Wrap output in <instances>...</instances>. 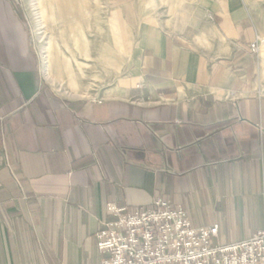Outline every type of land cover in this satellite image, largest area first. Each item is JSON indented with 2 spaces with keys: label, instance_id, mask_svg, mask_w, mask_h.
<instances>
[{
  "label": "crops",
  "instance_id": "0c3cea01",
  "mask_svg": "<svg viewBox=\"0 0 264 264\" xmlns=\"http://www.w3.org/2000/svg\"><path fill=\"white\" fill-rule=\"evenodd\" d=\"M14 2L0 0V264H101L108 203L168 199L223 245L264 228V95L243 0H200L195 43L141 24L126 70L72 100L42 79Z\"/></svg>",
  "mask_w": 264,
  "mask_h": 264
},
{
  "label": "rangeland",
  "instance_id": "374dc122",
  "mask_svg": "<svg viewBox=\"0 0 264 264\" xmlns=\"http://www.w3.org/2000/svg\"><path fill=\"white\" fill-rule=\"evenodd\" d=\"M84 1L88 9L85 15H77L69 10V0H15L11 5V9L16 12L18 23L26 33L31 53L38 61L42 79L57 96L66 100L73 98L61 93L65 86L61 88L58 84L55 86L51 84V78H47L42 70L41 47L49 41L50 36L60 45L66 40L74 52L77 48L73 38L77 37L80 43L84 41L83 37L92 42L90 58L86 62L87 72L82 73L78 87L73 88V91H76L73 97L98 99L103 91L126 70L130 49L135 41L134 36L141 24L151 23L167 31L177 32L190 38L193 43L196 42L194 35L196 21L199 27L205 26L204 12L198 6L200 0ZM37 2L42 3L47 12L50 11L43 22L40 21ZM243 2L253 21L257 33L256 40L258 39V49L255 51L251 49L254 65L250 76V88L264 95V0H243ZM73 18L78 24L72 22ZM118 39L121 41L120 52ZM77 57L79 60L83 59L79 54ZM60 74L57 75V82L66 84V76Z\"/></svg>",
  "mask_w": 264,
  "mask_h": 264
},
{
  "label": "built area",
  "instance_id": "2783aa9c",
  "mask_svg": "<svg viewBox=\"0 0 264 264\" xmlns=\"http://www.w3.org/2000/svg\"><path fill=\"white\" fill-rule=\"evenodd\" d=\"M106 215L94 236L101 264H264V228L223 245L218 226L193 227L181 205L161 198L147 207L108 203Z\"/></svg>",
  "mask_w": 264,
  "mask_h": 264
},
{
  "label": "bare ground",
  "instance_id": "6f19581e",
  "mask_svg": "<svg viewBox=\"0 0 264 264\" xmlns=\"http://www.w3.org/2000/svg\"><path fill=\"white\" fill-rule=\"evenodd\" d=\"M85 3L86 2L84 0H69L68 7L69 10H72L74 12V14L85 15L86 10H88L86 9ZM36 7L38 8L39 11L40 21L42 22L45 21L47 14L50 11L47 12L46 7L40 2L39 3L37 2ZM47 7H49V5ZM49 16L51 17V15ZM72 22H74V24H78L76 19L74 18ZM97 36L98 34L96 35V37ZM73 39L75 40L74 45L77 48L76 52L71 50V47L69 46L66 40H63V44L60 45L58 42L56 43L55 40H53L52 36H50L48 39L49 41L46 44H44V46L41 47V52H40L43 63L42 70L44 71V74L46 75L47 78L49 79L51 78V84H54V86L55 84H58V86H60L61 88L65 86V89L63 91L61 90V93L70 98H73V96H75L76 91H73V88L78 87L77 84L83 76L82 73L87 72L86 62L90 58L89 51H90V46L92 45V42H90L88 39H85L84 37H83L84 41L82 43L79 42L77 37ZM76 53L79 54L80 57H83L84 60L83 59L79 60ZM60 73L66 76V80H67L66 84L64 82H59V81L57 82L56 78L57 75Z\"/></svg>",
  "mask_w": 264,
  "mask_h": 264
}]
</instances>
